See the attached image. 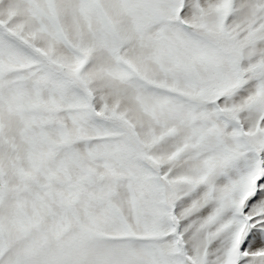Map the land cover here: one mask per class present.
<instances>
[{"label": "snow or ice", "instance_id": "snow-or-ice-1", "mask_svg": "<svg viewBox=\"0 0 264 264\" xmlns=\"http://www.w3.org/2000/svg\"><path fill=\"white\" fill-rule=\"evenodd\" d=\"M0 264H264V0H0Z\"/></svg>", "mask_w": 264, "mask_h": 264}]
</instances>
